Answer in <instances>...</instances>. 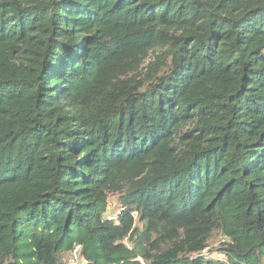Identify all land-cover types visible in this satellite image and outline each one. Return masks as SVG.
I'll list each match as a JSON object with an SVG mask.
<instances>
[{
  "label": "trees",
  "instance_id": "trees-1",
  "mask_svg": "<svg viewBox=\"0 0 264 264\" xmlns=\"http://www.w3.org/2000/svg\"><path fill=\"white\" fill-rule=\"evenodd\" d=\"M75 243L264 264V0H0V264Z\"/></svg>",
  "mask_w": 264,
  "mask_h": 264
},
{
  "label": "built area",
  "instance_id": "built-area-1",
  "mask_svg": "<svg viewBox=\"0 0 264 264\" xmlns=\"http://www.w3.org/2000/svg\"><path fill=\"white\" fill-rule=\"evenodd\" d=\"M119 214H120V210L117 211V213H116V215L114 217H107L105 214H104V217L106 219H108V220H112V219H116V217ZM227 241H228V239L226 237H220L216 241L215 245H216V247H219L220 245L226 243ZM81 250H82V245L81 244L76 243V244L73 245V248H72V251H71V255H70L71 256L70 262L72 264L77 262L80 259ZM208 250H209V247L202 251V255L205 258H209V259H212V260H216V261H221V262L227 263V261L223 257V255H221L220 252H218L216 249H210V251H208Z\"/></svg>",
  "mask_w": 264,
  "mask_h": 264
},
{
  "label": "rangeland",
  "instance_id": "rangeland-1",
  "mask_svg": "<svg viewBox=\"0 0 264 264\" xmlns=\"http://www.w3.org/2000/svg\"><path fill=\"white\" fill-rule=\"evenodd\" d=\"M107 203L108 204H107V209H106L105 215L107 217H114L116 215L117 211L120 209L117 206V204H116L115 196H111L108 199ZM217 238L218 237H215V238L212 239V241L210 242L208 251H210V249H216L217 248L216 245H215L216 241L219 239V238L218 239ZM25 247H27V241L26 240L23 241L22 244H20V248H21V251L24 252V254H27V252H25ZM70 259H71V256H70V252H69V254L67 256L66 264H72L70 262ZM20 263H22V264H34V259H32V258H22L20 260ZM73 264H84V262L81 261V256H80V259L77 262L73 263Z\"/></svg>",
  "mask_w": 264,
  "mask_h": 264
},
{
  "label": "clouds",
  "instance_id": "clouds-1",
  "mask_svg": "<svg viewBox=\"0 0 264 264\" xmlns=\"http://www.w3.org/2000/svg\"><path fill=\"white\" fill-rule=\"evenodd\" d=\"M120 210V209H119ZM76 244V243H75Z\"/></svg>",
  "mask_w": 264,
  "mask_h": 264
}]
</instances>
